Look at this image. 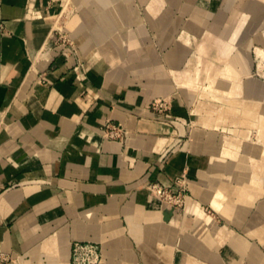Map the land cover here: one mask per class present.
I'll return each instance as SVG.
<instances>
[{"label":"crops","instance_id":"1","mask_svg":"<svg viewBox=\"0 0 264 264\" xmlns=\"http://www.w3.org/2000/svg\"><path fill=\"white\" fill-rule=\"evenodd\" d=\"M61 2L0 0V250L18 264H71L72 242L89 240L102 246L105 264L135 261V245L142 257H163L170 264L177 256L182 264H216L221 257L226 264H264V217L246 218L259 197L248 182L257 168L252 163L264 166V156L251 157L255 145L247 142L228 139V147L221 148L210 125L227 116L210 115L202 101L194 107L195 93L187 88L170 110L151 109L153 97L174 91L171 76L159 67L161 77L143 83L136 66H163L160 59L133 61L123 55L119 60L108 42L113 31L100 16L92 20L85 13L73 20L76 52L65 45L42 52ZM218 26L208 28L218 32L223 22ZM140 27L125 33L124 47L144 48ZM154 27L159 46L168 47L164 58L176 79L188 47L178 52L170 42L175 26L165 36V27ZM243 33L240 28L237 37ZM247 82L245 94L258 97L256 80ZM107 119L122 124L123 138L103 135ZM193 119L197 124L190 127ZM240 146L245 152L238 154ZM226 152L235 158H225ZM243 155L247 161L241 165L248 170L239 167ZM227 175L235 183L232 189L221 181ZM183 176L189 185L183 221L190 237L181 239L185 251L178 255L171 237L176 230L165 219L168 209L148 186L172 185ZM211 200L226 224L205 211L203 204ZM196 230L207 247L193 244ZM156 236L167 245L155 248ZM193 256L208 262H189Z\"/></svg>","mask_w":264,"mask_h":264},{"label":"rangeland","instance_id":"2","mask_svg":"<svg viewBox=\"0 0 264 264\" xmlns=\"http://www.w3.org/2000/svg\"><path fill=\"white\" fill-rule=\"evenodd\" d=\"M120 7L123 10L119 9ZM85 13L92 14V20L96 18L98 20L99 16V18H102V15H106L111 21L114 30L108 42L116 50L119 60L122 59L123 55L134 56L133 61L147 59L152 62L160 59L163 66H159V64L136 66L145 84H151L149 83L150 80L161 77V74L157 72L159 67L161 69L165 68L171 76L175 86L174 91L168 95L155 96L151 101L161 98L170 101L173 105L176 96L180 95L181 89L187 88L195 93L194 107H198L199 102L202 101L209 108L210 115L216 113L218 116H227L226 120L213 122L215 124L210 125L213 128L212 130L217 133L218 138L216 141L221 148L226 146L225 140L227 142L228 139L237 142V144L247 142L249 147L252 144L255 145V152L250 153L251 157L259 160L260 157L264 156V0H108V2L101 0H62L57 13L50 18L51 25L56 27L52 30L49 43L42 52H45L49 47L59 45H65L76 52L78 43L70 30V25L76 17ZM222 14L224 18L222 21L223 26L219 27L222 22H218L219 26L216 24L217 16ZM132 15L140 18H132ZM246 16L250 17V23L245 18ZM135 21L140 22L136 24ZM156 24L157 27L163 26L166 28L165 31L160 30L164 31V33H161L163 36L168 33V29L175 26L173 29L175 32L171 36L170 42L174 44L178 52L183 47H188L185 54L182 51L184 55H181L182 61L178 66L181 74L177 75L176 79L171 74L173 72L169 70L164 58L165 53L168 52V47L163 49L157 42L159 35L154 27ZM137 25H141L138 37L141 40L140 47L144 48L133 51L131 48L124 47V36L129 30L137 29ZM210 26H218L219 31L210 30L208 28ZM236 27L237 30L234 32ZM240 28L245 33L237 37ZM86 30L88 29L86 28ZM207 31L212 32V37H209ZM151 45L155 46L154 50L147 49ZM201 45L203 48H201ZM130 52H135V54ZM135 56H138V58ZM248 79L256 80L257 94L259 95L256 98L245 94ZM239 118L242 122L238 121ZM196 124L195 119L188 122L190 127H194ZM229 148H231V145ZM234 150L236 151V148ZM237 150L238 154L245 152V148L241 146ZM244 156H241L238 161H241V163L246 162L247 158ZM225 158L232 160L235 157L226 152ZM252 165L257 168L252 169L253 173L248 182L256 188L259 197L255 202V207L249 215H246V218L250 219L253 216L252 218L258 220L264 217V166L263 162H253ZM221 181L226 182L229 189H232L235 185L231 175L223 177ZM172 185L183 190L182 193L185 195L184 203L174 214L177 217L171 221V217L174 216L171 214L170 218L166 220L168 225L176 230L175 235H170L173 238L174 251L176 254L182 255L185 249L181 239L184 240L190 237L188 228H186L183 221L189 195V185L184 176L178 177ZM203 206L205 211L218 219L221 225L226 224V219L221 216L219 211L221 210L220 207L212 200L204 203ZM193 237L197 238L193 241L195 246L207 247V243L197 230ZM152 245L155 248H163L167 245V240L162 238L153 242ZM135 249L138 258L135 261L130 258L123 259L121 264H156L155 260L158 258H144L141 250L137 249L136 245ZM225 249L223 246L220 249L221 253ZM262 249L264 250L263 247ZM72 259L73 250L71 246V264ZM158 260L161 262L160 264H170L169 260L163 257ZM175 260L174 264H182L180 257L177 256ZM188 260L189 262H208L207 258L204 260L195 256L189 257ZM221 261L226 264L224 257L217 260L216 264H220Z\"/></svg>","mask_w":264,"mask_h":264},{"label":"built area","instance_id":"3","mask_svg":"<svg viewBox=\"0 0 264 264\" xmlns=\"http://www.w3.org/2000/svg\"><path fill=\"white\" fill-rule=\"evenodd\" d=\"M170 101L166 99H155L149 107L161 113L171 109ZM103 135L111 139H121L125 129L120 123L107 119L102 128ZM150 193L159 198L165 208L174 215L184 203L185 195L179 187L154 183L148 186ZM73 259L72 264H105L103 261L101 245L96 241L74 240L72 242ZM0 264H18L16 257L0 250Z\"/></svg>","mask_w":264,"mask_h":264},{"label":"bare ground","instance_id":"4","mask_svg":"<svg viewBox=\"0 0 264 264\" xmlns=\"http://www.w3.org/2000/svg\"><path fill=\"white\" fill-rule=\"evenodd\" d=\"M101 1H104V2H108V0H101ZM125 2V1H124ZM122 6V5H121ZM127 6V5H126ZM106 9V8H105ZM119 9H122L123 10V8H119ZM121 12V11H120ZM127 13H128V11H127ZM109 14V13H108ZM105 15V14H104ZM102 17V22H103V26H105L108 30H110V31H113V29H114V27H113V24L111 23V21H109V19L107 18V16L105 15V16H101ZM125 19H126V17H125ZM127 20V19H126ZM133 21V20H132ZM125 23V22H124ZM58 28V27H57ZM183 87V86H182ZM229 153H230V150H229ZM239 167H240V169L241 170H248V167H244V165H243V167H242V165H241V161H240V164H239ZM246 175H248V174H246ZM243 181V180H242ZM244 181H246V179L244 180ZM243 181V182H244ZM248 181H249V179H248ZM247 184H245V186H246ZM242 190V189H241ZM237 193V192H236ZM231 208V207H230ZM232 209V208H231ZM228 210H229V208L227 207L226 209L224 208V212H228ZM260 219H262V218H260Z\"/></svg>","mask_w":264,"mask_h":264},{"label":"water","instance_id":"5","mask_svg":"<svg viewBox=\"0 0 264 264\" xmlns=\"http://www.w3.org/2000/svg\"><path fill=\"white\" fill-rule=\"evenodd\" d=\"M164 214H165V219L167 220V219H169V218H170V216H171L172 212H171V211H169V210H165V211H164Z\"/></svg>","mask_w":264,"mask_h":264}]
</instances>
